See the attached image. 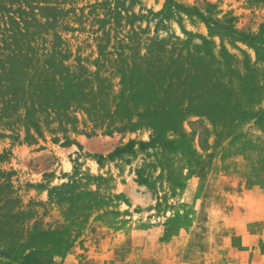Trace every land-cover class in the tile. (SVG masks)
<instances>
[{"label":"rangeland","instance_id":"374dc122","mask_svg":"<svg viewBox=\"0 0 264 264\" xmlns=\"http://www.w3.org/2000/svg\"><path fill=\"white\" fill-rule=\"evenodd\" d=\"M239 177L263 217L264 0H0V264H215Z\"/></svg>","mask_w":264,"mask_h":264},{"label":"crops","instance_id":"0c3cea01","mask_svg":"<svg viewBox=\"0 0 264 264\" xmlns=\"http://www.w3.org/2000/svg\"><path fill=\"white\" fill-rule=\"evenodd\" d=\"M218 186L221 189H229V194L225 196L218 195V202L214 204L211 202L213 196L210 199L205 198L206 187L200 189L198 196L201 200L198 201V212L193 225L186 230L187 241L193 238L204 240L205 242L197 250L200 254L214 255L215 264H234V257L235 264H255V261L264 264V216L259 218L250 217L249 192L246 189L245 182L239 177V182L225 181L218 184ZM189 189H191L189 190L190 193L194 190L193 186L190 185ZM193 194H195V191ZM256 195V205L252 207L254 209L253 213L263 215L264 211L260 209L258 202L264 203V194L257 193ZM191 199L194 202V196ZM205 203L207 206H205ZM77 247L83 249V246ZM189 248L191 251H195L192 246ZM84 251L85 249L76 253ZM88 252H91V250L85 254ZM243 254L244 260L241 256ZM76 256V254H72L73 263L71 264H85L91 257L89 256L87 259L79 257L77 259ZM95 257L97 258V255ZM245 259L247 262H245Z\"/></svg>","mask_w":264,"mask_h":264},{"label":"trees","instance_id":"16d2710c","mask_svg":"<svg viewBox=\"0 0 264 264\" xmlns=\"http://www.w3.org/2000/svg\"><path fill=\"white\" fill-rule=\"evenodd\" d=\"M179 6H180L181 8H183L184 11H186V12H188V13H191V10L189 9V7H185V6H183V5H179ZM196 12H197V15H199L200 18H202L203 20L206 21V19H205V17L203 16L202 13L198 12L197 10H196ZM218 26H219V28H227V25L218 24ZM209 27H210V25H209ZM227 31H228L229 33L236 32L235 29H234L233 27L227 28ZM227 34H228V33H227ZM239 34L241 35L242 33H239ZM241 36H242V35H241Z\"/></svg>","mask_w":264,"mask_h":264}]
</instances>
